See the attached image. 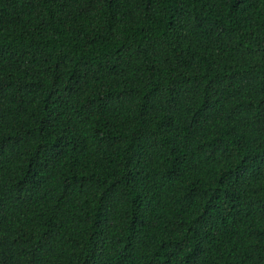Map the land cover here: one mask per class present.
<instances>
[{"label": "trees", "instance_id": "obj_1", "mask_svg": "<svg viewBox=\"0 0 264 264\" xmlns=\"http://www.w3.org/2000/svg\"><path fill=\"white\" fill-rule=\"evenodd\" d=\"M0 264H264V0H0Z\"/></svg>", "mask_w": 264, "mask_h": 264}]
</instances>
